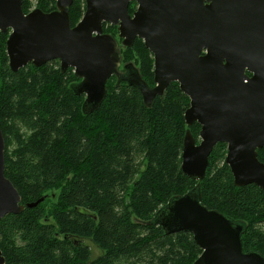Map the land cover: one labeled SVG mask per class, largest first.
I'll return each mask as SVG.
<instances>
[{
	"label": "trees",
	"instance_id": "obj_1",
	"mask_svg": "<svg viewBox=\"0 0 264 264\" xmlns=\"http://www.w3.org/2000/svg\"><path fill=\"white\" fill-rule=\"evenodd\" d=\"M134 5L130 2L129 13ZM54 7L55 0H40L37 8ZM27 8L23 0L24 13ZM84 10V0H73L72 26ZM103 32L115 37L117 27L103 24ZM8 34L0 32L4 175L24 209L0 220L4 264H194L201 249L192 235H167L155 221L162 206L193 188L202 205L243 226V252L264 258V191L255 184L234 185L226 144L213 147L201 181L181 170L185 132L189 128L198 140L200 125H185L189 98L177 82L147 107L135 85L116 75L112 82V75L100 106L83 113L84 95L71 88L79 81L72 68L61 72L57 61H49L12 71L5 52ZM133 52L141 67L129 63L153 86L151 54L140 39L124 54L119 48L120 62ZM257 158L264 164V146ZM83 240L101 254L92 257Z\"/></svg>",
	"mask_w": 264,
	"mask_h": 264
},
{
	"label": "water",
	"instance_id": "obj_2",
	"mask_svg": "<svg viewBox=\"0 0 264 264\" xmlns=\"http://www.w3.org/2000/svg\"><path fill=\"white\" fill-rule=\"evenodd\" d=\"M133 1L137 6L129 13ZM22 3L0 0V32L10 31L5 48L12 71L59 60L61 72L72 68L79 79L71 88L84 95L83 113L100 106L112 75L135 85L147 107L177 82L189 98L185 125H200L199 141L189 128L185 132L182 172L201 181L213 147L225 143L234 185L255 184L264 191V164L257 158L264 146V0H84L74 26L69 19L73 0H55L50 12L24 13ZM103 24L117 27L125 47L143 41L153 55V86L131 63L123 65L128 75L120 73L119 42L103 32ZM4 149L0 125V220L24 209L4 175ZM155 221L167 235H192L201 249L194 264H264L259 253L242 251L243 226L202 205L196 188L169 200Z\"/></svg>",
	"mask_w": 264,
	"mask_h": 264
},
{
	"label": "rangeland",
	"instance_id": "obj_3",
	"mask_svg": "<svg viewBox=\"0 0 264 264\" xmlns=\"http://www.w3.org/2000/svg\"><path fill=\"white\" fill-rule=\"evenodd\" d=\"M27 1V5H28V11H31V10H33V9H35V8H37L38 7V5H39V3H40V0H26ZM134 2V1H133ZM135 3V5L133 6L134 7V10L136 9V6H137V3L136 2H134ZM110 25V24H109ZM9 31V30H8ZM10 32V31H9ZM115 38L118 40V42H119V48L121 49V52H122V54H124V52H126V48L127 47H125V46H123L122 44H121V40L120 39H118V31H117V34L115 35ZM141 40V39H140ZM142 41V40H141ZM143 42V41H142ZM5 52H6V48H5ZM120 54V53H119ZM151 54V53H150ZM151 56V59H152V66H153V55L151 54L150 55ZM121 66H120V70H122V66L124 65V64H126V63H129V62H132V63H134V64H136V66L138 67V68H140L141 67V65H140V60H139V58H138V54L136 53V52H133V53H131V57H128V58H126L125 60H124V58H122V56H121ZM152 71H153V67H152ZM115 78H117L115 75L111 78L112 79V82L113 81H115L116 79ZM178 87H179V85H178ZM197 141H199V136H198V140ZM13 145V144H12ZM13 146H10V143H9V149H8V151L10 150V148H12ZM10 152V151H9ZM49 198H51V200H54L55 199V194L54 193H51V194H49ZM83 244L84 245H86V246H88V248H89V250H90V252H91V256L92 257H97V256H99L100 254H101V251L91 242V241H89V240H83Z\"/></svg>",
	"mask_w": 264,
	"mask_h": 264
},
{
	"label": "flooded vegetation",
	"instance_id": "obj_4",
	"mask_svg": "<svg viewBox=\"0 0 264 264\" xmlns=\"http://www.w3.org/2000/svg\"><path fill=\"white\" fill-rule=\"evenodd\" d=\"M54 9H55V7H54ZM54 9H52V10H50V11H53ZM49 12V11H48ZM51 61H57L58 62V65H59V69H60V61L59 60H51ZM68 69V68H67ZM66 69V70H67ZM119 71H120V73L122 74V75H128L129 74V71H127L125 68H123V66H122V70H120V68H119ZM65 72V71H64Z\"/></svg>",
	"mask_w": 264,
	"mask_h": 264
}]
</instances>
